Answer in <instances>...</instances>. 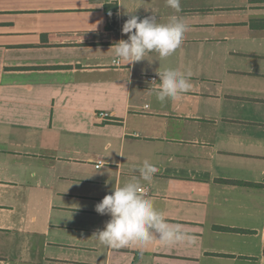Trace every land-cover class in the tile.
<instances>
[{
  "label": "crops",
  "instance_id": "0c3cea01",
  "mask_svg": "<svg viewBox=\"0 0 264 264\" xmlns=\"http://www.w3.org/2000/svg\"><path fill=\"white\" fill-rule=\"evenodd\" d=\"M130 15L189 31L119 68ZM167 69L194 87L160 102ZM146 159L144 195L195 244L91 237ZM0 264H264V0H0Z\"/></svg>",
  "mask_w": 264,
  "mask_h": 264
},
{
  "label": "clouds",
  "instance_id": "9594fccd",
  "mask_svg": "<svg viewBox=\"0 0 264 264\" xmlns=\"http://www.w3.org/2000/svg\"><path fill=\"white\" fill-rule=\"evenodd\" d=\"M165 2L168 7L180 11V0ZM187 31L188 24L176 15L169 17L167 23H158L154 15L143 19L130 15L122 26V34L128 39L120 40L110 48L114 63L134 64L144 60L151 52L166 58L180 48ZM157 74L160 83L154 92L160 102L177 99L193 90L190 71L167 69ZM158 171L153 163L144 160L139 168V178L133 177L123 186L114 187L111 194L96 204L95 211L110 219L102 230H97L91 237L110 249L146 246L154 241L165 246L195 244L198 240L196 235L187 232L183 224L170 223L165 213L155 207L153 200L144 195L146 190L140 181H151Z\"/></svg>",
  "mask_w": 264,
  "mask_h": 264
},
{
  "label": "built area",
  "instance_id": "2783aa9c",
  "mask_svg": "<svg viewBox=\"0 0 264 264\" xmlns=\"http://www.w3.org/2000/svg\"><path fill=\"white\" fill-rule=\"evenodd\" d=\"M114 65L116 66V67H122L123 66V64L122 63H120V64H117V63H114ZM151 82H154L155 80H156V78H151V79H149ZM96 118L99 120V121H101V122H110V121H112L113 119H112V116L109 114V113H107V112H98V113H96ZM104 163L102 162V161H98L97 163H96V168H99L101 165H103Z\"/></svg>",
  "mask_w": 264,
  "mask_h": 264
},
{
  "label": "rangeland",
  "instance_id": "374dc122",
  "mask_svg": "<svg viewBox=\"0 0 264 264\" xmlns=\"http://www.w3.org/2000/svg\"><path fill=\"white\" fill-rule=\"evenodd\" d=\"M73 20H74V18H71L70 19V23L71 24H74L75 23V22H72ZM85 20H86V18L82 17V18H80V19L77 20L76 24L77 25H80L81 23H83V21L85 22Z\"/></svg>",
  "mask_w": 264,
  "mask_h": 264
}]
</instances>
